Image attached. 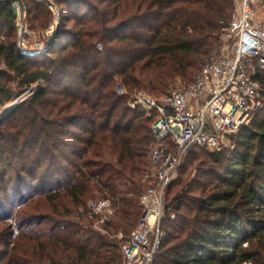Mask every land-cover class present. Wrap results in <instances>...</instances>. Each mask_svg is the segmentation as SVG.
<instances>
[{
    "label": "trees",
    "instance_id": "trees-1",
    "mask_svg": "<svg viewBox=\"0 0 264 264\" xmlns=\"http://www.w3.org/2000/svg\"><path fill=\"white\" fill-rule=\"evenodd\" d=\"M0 1V110L38 85L0 120V264H124L154 121L116 86L159 99L177 77L193 81L235 1L54 0L58 38L28 54L12 0ZM21 1L33 29L49 27L48 4ZM235 143L186 156L152 264H264V105ZM99 199L113 209L104 222L88 206Z\"/></svg>",
    "mask_w": 264,
    "mask_h": 264
},
{
    "label": "built area",
    "instance_id": "built-area-1",
    "mask_svg": "<svg viewBox=\"0 0 264 264\" xmlns=\"http://www.w3.org/2000/svg\"><path fill=\"white\" fill-rule=\"evenodd\" d=\"M35 1L47 3L53 13L50 26L37 33L28 24L23 2L12 0L17 46L26 54L48 47L60 24V10L53 0ZM234 1L232 18L222 22L218 44L193 81L172 86L159 99L145 91L129 90L122 83L116 86L118 95L130 96L131 109L154 121L150 167L143 177L148 187L140 198L143 212L122 246L124 264L154 261L164 238L166 190L189 152L195 147L234 150L236 136L264 105V0ZM37 88L32 86L11 104L23 102ZM88 206L101 222L113 214L107 199L91 201Z\"/></svg>",
    "mask_w": 264,
    "mask_h": 264
},
{
    "label": "rangeland",
    "instance_id": "rangeland-1",
    "mask_svg": "<svg viewBox=\"0 0 264 264\" xmlns=\"http://www.w3.org/2000/svg\"><path fill=\"white\" fill-rule=\"evenodd\" d=\"M54 1V0H53ZM42 3H44V2H42ZM24 4V3H23ZM47 4V3H46ZM25 5V4H24ZM26 7V6H25ZM27 11V10H26ZM27 20H28V17H27ZM52 21H53V13H52ZM52 21H51V23H52ZM29 22V21H28ZM50 23V24H51ZM29 25H30V22L28 23ZM31 26V25H30ZM50 26V25H49ZM31 29L34 31V32H42V31H45L46 29H44V30H38V29H33L32 27H31ZM16 34H17V30H16ZM17 36H18V34H17ZM99 48H101V47H99ZM214 52V51H213ZM212 55V54H211ZM186 82L187 81H185L184 79H181L180 77H177L175 80H174V82L170 85V87H169V89L172 87V86H175L176 84H182V85H185L186 84ZM188 83V82H187ZM14 85H16V83H14ZM26 91L24 90L21 94H20V96H22L24 93H25ZM148 93V92H147ZM150 94V93H149ZM153 97H156L155 95H153V94H151ZM19 96V97H20ZM12 103V102H11ZM10 103V104H11ZM9 104V105H10ZM9 105H6L4 108H2L1 110H0V120H1V118L5 115V114H7V113H5L6 111H5V109H6V107H8ZM186 158V157H185ZM184 162V161H183ZM183 162H182V164H181V167H180V169H179V171H178V173H177V175H176V177H175V179L172 181V182H176L178 179H180V178H185V175L184 174H182V171H181V169H182V165H183ZM11 174H14V172L12 171V173ZM195 175H196V171L194 170L193 171V173L190 175V177H189V180H191L192 179V177H195ZM148 185V184H147ZM165 200H166V195H165ZM91 201H94V200H91ZM91 201H89V202H91ZM13 219H9L8 220V223H10V224H12L13 223V221H12ZM18 230H17V228L15 227L14 228V230H13V233H12V238L13 239H15L16 238V236L18 235Z\"/></svg>",
    "mask_w": 264,
    "mask_h": 264
},
{
    "label": "water",
    "instance_id": "water-1",
    "mask_svg": "<svg viewBox=\"0 0 264 264\" xmlns=\"http://www.w3.org/2000/svg\"><path fill=\"white\" fill-rule=\"evenodd\" d=\"M18 1L21 2V0H18ZM58 31H59V28L57 29L55 35L53 36L52 40L50 41L49 46L52 45V44L57 40V38H58ZM20 103H21V102H20ZM20 103H16V104H11V105H9V106L5 109V111L7 110L5 113L11 111L15 106H17V105L20 104Z\"/></svg>",
    "mask_w": 264,
    "mask_h": 264
}]
</instances>
